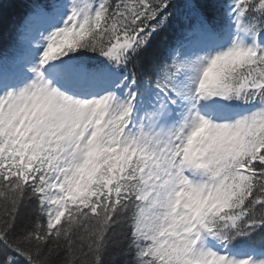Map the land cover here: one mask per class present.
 Returning a JSON list of instances; mask_svg holds the SVG:
<instances>
[{
    "label": "snow or ice",
    "instance_id": "obj_1",
    "mask_svg": "<svg viewBox=\"0 0 264 264\" xmlns=\"http://www.w3.org/2000/svg\"><path fill=\"white\" fill-rule=\"evenodd\" d=\"M7 2L0 264H264V0Z\"/></svg>",
    "mask_w": 264,
    "mask_h": 264
},
{
    "label": "trees",
    "instance_id": "obj_2",
    "mask_svg": "<svg viewBox=\"0 0 264 264\" xmlns=\"http://www.w3.org/2000/svg\"><path fill=\"white\" fill-rule=\"evenodd\" d=\"M28 0H8L6 9L4 12L5 25L6 27L10 26L12 22L18 20V18L25 11V6ZM178 3H181L182 0H177ZM175 27V26H174ZM163 38H158L157 44L161 43Z\"/></svg>",
    "mask_w": 264,
    "mask_h": 264
}]
</instances>
